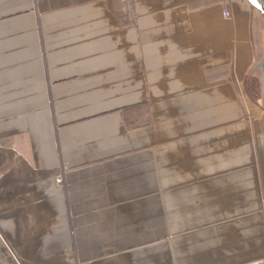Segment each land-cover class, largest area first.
<instances>
[{"label":"crops","instance_id":"1","mask_svg":"<svg viewBox=\"0 0 264 264\" xmlns=\"http://www.w3.org/2000/svg\"><path fill=\"white\" fill-rule=\"evenodd\" d=\"M259 26L248 0H0V264H264Z\"/></svg>","mask_w":264,"mask_h":264},{"label":"rangeland","instance_id":"2","mask_svg":"<svg viewBox=\"0 0 264 264\" xmlns=\"http://www.w3.org/2000/svg\"><path fill=\"white\" fill-rule=\"evenodd\" d=\"M258 3H259V0H258ZM263 5H264V0H263ZM252 7L256 11V13H258V23L260 25L259 27H261V29H264V13H263V11H261V9L257 6L252 5ZM263 65H264V58L260 61L261 70H264V68L262 67Z\"/></svg>","mask_w":264,"mask_h":264},{"label":"built area","instance_id":"3","mask_svg":"<svg viewBox=\"0 0 264 264\" xmlns=\"http://www.w3.org/2000/svg\"><path fill=\"white\" fill-rule=\"evenodd\" d=\"M222 16L226 19L230 18V12L228 7L222 8ZM55 181L57 184L61 185L63 183V175L62 174L56 175ZM72 264H78V263H72Z\"/></svg>","mask_w":264,"mask_h":264},{"label":"water","instance_id":"4","mask_svg":"<svg viewBox=\"0 0 264 264\" xmlns=\"http://www.w3.org/2000/svg\"><path fill=\"white\" fill-rule=\"evenodd\" d=\"M248 1L251 5L259 7L261 9V11H263V13H264L263 0H259V3H258V0H248Z\"/></svg>","mask_w":264,"mask_h":264},{"label":"bare ground","instance_id":"5","mask_svg":"<svg viewBox=\"0 0 264 264\" xmlns=\"http://www.w3.org/2000/svg\"><path fill=\"white\" fill-rule=\"evenodd\" d=\"M263 67H264V65H263ZM263 69V68H262Z\"/></svg>","mask_w":264,"mask_h":264}]
</instances>
